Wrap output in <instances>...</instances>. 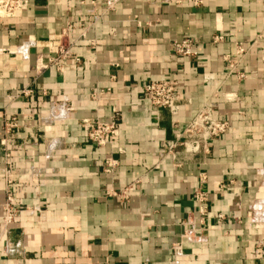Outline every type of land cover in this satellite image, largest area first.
<instances>
[{
	"label": "crops",
	"instance_id": "obj_1",
	"mask_svg": "<svg viewBox=\"0 0 264 264\" xmlns=\"http://www.w3.org/2000/svg\"><path fill=\"white\" fill-rule=\"evenodd\" d=\"M64 35L74 56L38 73ZM184 39L196 56L174 55ZM262 54L264 0H29L0 19V264H264ZM166 80L190 102L176 116L144 94ZM207 105L230 127L205 145L184 131ZM113 117L117 148L97 147L83 122ZM178 138L199 150L165 157Z\"/></svg>",
	"mask_w": 264,
	"mask_h": 264
},
{
	"label": "built area",
	"instance_id": "obj_2",
	"mask_svg": "<svg viewBox=\"0 0 264 264\" xmlns=\"http://www.w3.org/2000/svg\"><path fill=\"white\" fill-rule=\"evenodd\" d=\"M201 2H195V4H200ZM29 5V0H0V19H15L19 14L27 10ZM62 39L59 38L56 44L57 57L50 59L47 64L42 61L37 65L38 73L43 72L49 66H55L56 68L62 67V62L72 58L74 56L72 48L75 46L74 42H71L64 35ZM222 37H215V43L223 42ZM259 44L258 41H253L249 46L243 43H237L235 48V53L233 55H228L225 57V61L228 64L229 74H237L240 79H246L247 76L243 73H239L238 67L242 60ZM195 43L191 39H184L180 42H174L172 44V51L174 55L180 57H194L197 53L194 50ZM262 65L264 68V54H262ZM144 94L149 100L150 104L156 109H167L173 116L178 115L183 111L186 104L190 102L188 100L184 101L177 91V83L173 81H159V82H149L144 86ZM84 128L87 131L88 139L97 147H116L120 132L119 119L113 117L109 121H104L97 119L96 121L85 120L83 122ZM14 123H11L10 128L14 127ZM230 127L228 121H220L214 118L212 113L211 105H207L201 112L196 116V118L187 126L184 131L185 135H190L201 139L205 145L208 142L217 139L221 135H224ZM182 146L186 152L195 153L199 150L198 142L182 143L179 138L170 142L165 146L164 156L171 157L173 160L176 159V150ZM118 166L116 160L107 161V172L112 173L113 169ZM204 176V175H203ZM202 176V177H203ZM205 177H203V180ZM12 181H7V191H6V201L3 207V223L9 225L11 223H16L18 221V209L15 206L14 197L10 191V185ZM117 196V195H115ZM196 202L199 205V213L202 217L208 214V197L205 192L198 191L195 195ZM217 219L223 221L225 219L224 215H218ZM188 238V235L184 236ZM181 244L177 245V250L181 249Z\"/></svg>",
	"mask_w": 264,
	"mask_h": 264
}]
</instances>
